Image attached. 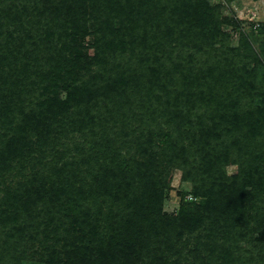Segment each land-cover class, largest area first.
<instances>
[{
	"label": "rangeland",
	"instance_id": "1",
	"mask_svg": "<svg viewBox=\"0 0 264 264\" xmlns=\"http://www.w3.org/2000/svg\"><path fill=\"white\" fill-rule=\"evenodd\" d=\"M198 1L206 6L197 8L194 14L201 17L202 23L187 25L183 19L174 20L172 17L181 15H172V8L168 7L162 11L167 22L158 36L152 38L159 48L158 64L166 62L165 67L169 68L172 65L163 58L167 56L160 45L174 27L168 49L174 48L175 59L180 64L192 63L199 77L198 84L205 83L206 87L194 89L196 96L207 98L204 108H219V101L227 104L234 101L245 112L242 120L231 127V132H226V137L212 140L211 146L204 149L208 157L220 160L219 169L209 172L211 177L217 173L233 176L242 169L240 160L248 158L254 166L258 162L262 167L264 164V0ZM96 2L0 0L3 37L12 32L15 36L22 33L19 24L20 21L28 24L25 17L28 12L34 17L43 12L39 18L35 17L39 26L46 37L47 33L55 34L48 37L54 44V52L59 51V57L63 55L61 60L67 59L64 64L60 63L59 70L47 75L46 81L42 79L44 65L39 61L33 69L25 70V76L17 69L18 76L12 75V79H19L22 87L15 85L20 93L16 104H7L3 99L7 98L4 94L14 91L13 88L3 89L0 100V264H70L67 250L77 252L79 245L85 247L83 253L89 258L80 264H104L102 261L108 257L112 264H125L120 259V248L125 249L128 241L137 240L135 235L140 221L137 219L135 225L134 217L135 226L132 227L130 222L137 212L134 200L140 196L138 192L144 182L138 175L134 177L128 173L125 177L122 174L125 165L120 169L121 161L126 158L140 162L137 166L132 161L131 168L137 174L141 163L150 162V151L142 153L141 145L134 139L135 131L140 127L156 126L155 113L161 112L167 97L157 101L149 94L152 91L144 88L143 95L150 100L149 108L141 106L134 96L118 90L114 91L117 96L112 95L113 99L110 96L111 107L107 112L103 93L109 88L108 85L103 87L102 81L99 85L103 89L94 94L93 99L86 97L83 84L94 86L99 75L109 84L123 70L121 67L116 74L114 61H105L97 55ZM71 5L75 7L74 12L82 13L80 20L69 24L67 17L57 22L59 12L68 10ZM62 23L74 27L58 32L57 24ZM30 30L37 31L35 25ZM14 45L12 39L11 49ZM27 45L29 43L23 48L24 54L29 53ZM6 55L0 54V65L8 63ZM77 55L79 59L76 60ZM29 60H33L31 54ZM48 72L50 67H46ZM178 78L174 81L178 93L191 88ZM255 85L258 88L253 89ZM207 87L210 90L206 92ZM70 92L76 96L67 104L68 110L61 108L60 115L59 109L50 134L41 136L36 130L37 123L29 117L30 111L38 110L40 103L51 99L66 100ZM255 116L259 117L258 123L252 120ZM117 132H129V141L125 144L117 141ZM182 138L191 153L197 155L202 141ZM201 153L191 171L171 162L154 174V182H159L155 190L162 199L164 212L176 214L187 201L200 200L193 194L196 182L186 176L197 170L200 175L206 173L205 182L211 179H206L205 165L199 164ZM249 163L244 164L245 172L250 169ZM101 177H108L107 181L113 186L105 191L104 185H99ZM207 235V232L200 233L198 240L192 239L190 248L180 256L169 257L167 264H215L218 247L213 243L214 238ZM156 239H150L148 251L158 256V249L152 244ZM230 241L227 246L234 254L231 253L226 264H234V261L236 264H259L250 254L240 255V241ZM102 252H106V257Z\"/></svg>",
	"mask_w": 264,
	"mask_h": 264
},
{
	"label": "trees",
	"instance_id": "2",
	"mask_svg": "<svg viewBox=\"0 0 264 264\" xmlns=\"http://www.w3.org/2000/svg\"><path fill=\"white\" fill-rule=\"evenodd\" d=\"M197 1L97 0L96 2L98 12L94 16V22L97 27L95 30L97 55L105 61L113 60L116 64V74L121 67L123 70L121 69V73L115 76V79L111 80L109 84L105 78L102 80L100 75L97 77L94 86L89 83L83 84L82 90L85 91L86 97L93 99L94 94L108 85L109 90L105 89L106 93H103L106 95L104 102L107 112L111 107L110 99L117 96L114 91L118 92L119 90L122 94L132 95L141 106L147 105L149 108L150 100L148 96L143 95L144 88L152 91L149 94L155 96L157 101L161 100L163 96L167 97L163 103L164 108L160 113L157 111L155 113L156 126L154 128L152 126L150 128L140 127L135 131L137 137L134 135V139H137L139 143L137 144L141 145L139 149L143 150L142 153L150 151V162L141 163L140 173L137 174L131 168L133 166L132 161L137 166L140 162L126 158L121 161L120 169L125 165L124 173H122L125 177L128 173L134 177L138 175L144 182V186L141 185L138 192L140 196L134 200V207L137 212L132 215L130 222L132 227L134 217L136 218L135 225L140 221V225H137V235H135L137 240L135 242L126 241L125 249L120 248V259L125 264H167L169 257L182 255L186 248H190L192 239L198 240L202 232H207V236L214 238L215 242L213 243L216 244L215 247H218V256L214 259L215 264H226L229 260L233 251L230 249L229 252L227 244L232 239L240 241V255L250 254L253 259H258L259 264H264V164L262 167V164L258 162L254 166V164L249 163L247 158L246 161L240 160L242 169H239L237 174L223 176L217 173L211 177L209 172L214 170L216 172L219 169L220 160L208 157V152L204 151L211 146L212 140H220L224 136L226 137V132H231V127L242 120L245 112L234 101L229 103L230 105L219 101V108H204V102L207 98L196 96L195 90L202 86L206 87L205 83L198 84L199 77L195 74V67L192 63L180 64V61L175 59L174 48L168 49L175 33L174 27L167 33L168 39L163 38L166 41L160 45L161 50L163 49V53L167 56L163 58L169 60L172 66L165 67L167 66L165 65L166 62L158 64L160 61L159 48L153 38L158 36L159 30H162L165 22H167L162 11L168 7L172 8V15H181L172 17V19L178 21L183 19L187 25L202 23L201 17L197 18L194 14L198 12L197 8L202 9L206 6ZM178 2L182 5L179 6ZM74 10L75 7L71 5L68 10L60 11L59 15H56L57 22L61 18L67 17H69V24L75 23L73 21H79L82 13L74 12ZM203 11L207 13L206 9ZM42 14L43 12L38 13L35 17L39 18ZM25 17L28 19V24L24 25L22 21L19 24V31L22 30V33L15 36L12 32L7 37H3L4 33H0V54H8L6 55L8 63L0 65V100L5 91L3 89L12 87L14 90L8 92L9 94H4L8 98V100L6 97L3 98L7 104H16L17 99L20 98L21 81L12 79V75L17 74L18 76L17 69L18 72L20 71L19 74L22 73L25 76V70L33 69L39 61L44 65L42 79L46 81L47 75H50L53 70H59L60 63L64 64L67 61V59L61 60L63 55L59 57V51L54 52L52 46L54 44L48 37L55 34L47 33L46 37L43 28L39 26L36 18L30 12ZM31 17L34 18L31 19ZM89 17L90 13L87 20ZM34 22L36 24H33ZM69 24H57L59 25L57 31L61 32L63 28L68 31L69 28L74 27L68 26ZM33 25L37 31L30 30ZM2 38L6 39L7 42L3 41ZM12 39L16 45L11 49ZM28 43L29 53L26 51L24 54L23 48ZM29 54L33 58L32 61L29 60ZM57 57L59 58L57 59ZM78 57L79 55L75 59H79ZM46 67H50V72L46 73ZM177 75L183 84L189 85L191 88L178 93L174 84ZM143 77H145L144 80ZM101 81L103 87L99 85ZM252 88L258 87L255 85ZM75 89L77 90L78 87ZM207 90L210 88L207 87L205 91L207 92ZM75 96L74 93L70 92L66 100L51 99L49 102L40 103L38 110L30 111L29 117L37 123L36 130L41 136L50 134L51 127L56 122L58 110L60 109V115L61 108L67 111V104ZM210 105L213 106L212 103ZM258 112L261 113L262 111ZM99 115L101 116V114ZM255 117L256 119L252 120L258 123L259 117ZM202 124L204 125L200 128ZM129 136V132L124 134L117 132L116 139L125 144L126 141H129ZM182 136L190 140L196 141L198 138L202 141L198 149L200 153H204H201L202 157L199 159V164L205 165L208 170L206 179L208 177L211 179L205 182L206 173L202 172L200 175L197 170L193 174L187 175V178L196 182L194 183L193 194L200 200L187 201V205H183L176 214H169L162 209V199L158 191L155 190L159 182L158 184L154 182V174L160 173L171 162L177 163V166L187 172L188 170L191 171L194 165H197L196 157H198L199 152L196 151L197 155L191 153ZM244 158L242 157V159ZM245 163L250 164V169L246 172L244 171ZM113 177L115 178L116 175ZM108 179V177L99 178V185L102 183L105 191L113 186L110 180L107 181ZM249 187L251 189H248ZM152 237L158 239L153 240L152 243L158 249V256L154 254V251H148L149 247L151 248L149 241ZM164 246L165 248H163ZM78 249L77 252L67 250L66 254L71 260L70 264H80L83 260L84 262L89 260L88 256L83 253L85 247L79 245ZM101 255L106 257L107 254L102 252ZM232 257L235 260V256ZM102 262L104 264L113 263L110 257L104 258ZM234 264H236L235 261ZM253 264L257 263L254 262Z\"/></svg>",
	"mask_w": 264,
	"mask_h": 264
}]
</instances>
